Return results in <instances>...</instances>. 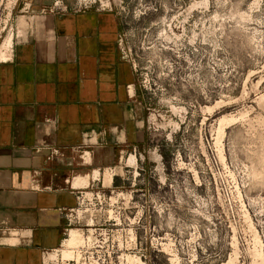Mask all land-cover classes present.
Wrapping results in <instances>:
<instances>
[{"label": "rangeland", "instance_id": "374dc122", "mask_svg": "<svg viewBox=\"0 0 264 264\" xmlns=\"http://www.w3.org/2000/svg\"><path fill=\"white\" fill-rule=\"evenodd\" d=\"M89 9L118 16L141 138L90 184L75 176L42 264H264V0H55L39 13ZM32 15L0 0V61L41 32Z\"/></svg>", "mask_w": 264, "mask_h": 264}, {"label": "crops", "instance_id": "0c3cea01", "mask_svg": "<svg viewBox=\"0 0 264 264\" xmlns=\"http://www.w3.org/2000/svg\"><path fill=\"white\" fill-rule=\"evenodd\" d=\"M54 1L21 0L42 18L41 32L0 61V264H42L43 250L65 232L72 190L83 187L72 185L75 176L89 174L90 184L94 169L141 138L142 110L126 101L132 79L117 45L118 16L39 13ZM11 234L15 242L2 240Z\"/></svg>", "mask_w": 264, "mask_h": 264}, {"label": "bare ground", "instance_id": "6f19581e", "mask_svg": "<svg viewBox=\"0 0 264 264\" xmlns=\"http://www.w3.org/2000/svg\"><path fill=\"white\" fill-rule=\"evenodd\" d=\"M2 69H3V68H2ZM3 71H4V70H3ZM9 71H10V70H9ZM10 73H11V72H10ZM4 74H5V73H4ZM7 75L9 76V72H8V74H7ZM4 77H5V76H4ZM10 77H11V76H10ZM8 78H9V77H8ZM8 78H7V79H8ZM4 79H5V78H4ZM8 81H9V79H8Z\"/></svg>", "mask_w": 264, "mask_h": 264}]
</instances>
